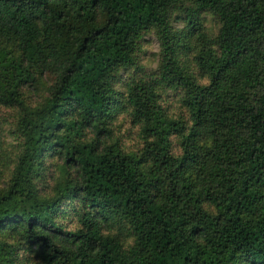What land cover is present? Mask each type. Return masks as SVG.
I'll return each instance as SVG.
<instances>
[{
	"label": "trees",
	"instance_id": "trees-1",
	"mask_svg": "<svg viewBox=\"0 0 264 264\" xmlns=\"http://www.w3.org/2000/svg\"><path fill=\"white\" fill-rule=\"evenodd\" d=\"M1 109L0 264H264V0H0Z\"/></svg>",
	"mask_w": 264,
	"mask_h": 264
},
{
	"label": "rangeland",
	"instance_id": "rangeland-1",
	"mask_svg": "<svg viewBox=\"0 0 264 264\" xmlns=\"http://www.w3.org/2000/svg\"><path fill=\"white\" fill-rule=\"evenodd\" d=\"M204 25L207 30L214 31L215 26L212 19L209 16H205ZM173 28L181 29L183 26V22L180 19L174 20L172 23ZM159 52L160 45L155 34H148L144 37V40L141 45V50L138 54V63L146 72H154L159 63ZM28 97L26 99L27 103L30 105H35L40 102L42 96H44V92H32L27 93ZM163 106L167 109V112L170 116L177 118L180 114H182L183 110L181 109L177 97L173 96L172 93L168 92V94L163 99ZM17 117V111L14 113L9 109H1L0 111V124H2V140L5 144H2L0 150L3 156H0V166H6L7 160L9 158H5L7 156H12L16 153V142L10 134V129H13L14 120ZM4 121V122H3ZM137 128L133 126L125 113H122L118 116L117 121L115 123L114 134L119 137L121 140V145L126 146L127 149L137 150L140 148L137 137ZM50 180H48L49 183ZM47 183V184H48ZM52 185V182H51ZM52 191H47V193H51ZM69 228L72 227V224H68Z\"/></svg>",
	"mask_w": 264,
	"mask_h": 264
}]
</instances>
